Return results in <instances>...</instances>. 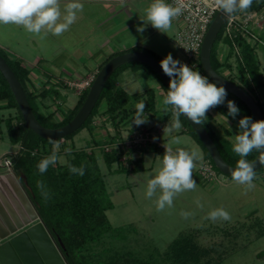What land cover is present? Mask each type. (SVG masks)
<instances>
[{
	"label": "rangeland",
	"instance_id": "rangeland-1",
	"mask_svg": "<svg viewBox=\"0 0 264 264\" xmlns=\"http://www.w3.org/2000/svg\"><path fill=\"white\" fill-rule=\"evenodd\" d=\"M67 2L68 0H61L62 10ZM151 2L152 0H81L83 11L77 13L76 21L62 35L55 36L44 31L35 34L20 26L0 25V48L7 55L19 56L32 72L38 74L41 72L40 68L69 72L66 79H76L78 72L87 73L89 68H93L98 54L123 47L125 43H140L143 50L162 59L171 53L174 59L184 62L187 56L175 39L178 30L176 18L172 20L167 33L160 32L150 24L143 33L137 31V26L143 23L141 19L146 20L145 10ZM249 28L264 40V28L253 25L252 29L250 26ZM224 43V40H221V50L226 45ZM255 52L264 69V49L261 44L257 45ZM38 57L42 60L37 65L35 59ZM233 69V74L236 75V66H233ZM119 72L114 78L119 82L118 86L128 92H141L157 84L152 75L142 70L128 69L120 74ZM234 78L239 81L237 77ZM246 88L259 101L264 95L263 85ZM59 91L57 99L50 95L44 99L45 103L50 105L54 104V99L59 100L62 102V112L73 108L79 95L74 90L63 87ZM162 101L163 97L158 94L157 112L150 117L146 114V123L137 126L131 123V120L129 122L134 125L133 128L145 127L151 139L143 149H139L144 151V168L141 170H131L121 159L111 166L104 161L103 144H113L111 142L117 136L128 134L121 125H114L107 119V114L103 112L105 100L98 105V111L90 123L85 124L71 137L57 141L60 148L55 165L66 163L77 152L85 151L89 154L93 151L104 174L107 195L113 204L106 210V214L116 231L89 242L76 251L77 258L83 260V264H134L132 256L151 264H176L166 256L167 245L181 233L194 232L203 247L212 249L210 258L202 257L199 264H264V171L255 172L254 187L248 189L246 185L235 182L232 176L221 170H217L218 179L203 178L199 172L204 163L203 157V162L197 161L193 169V178L197 182L195 189L177 194L172 207L158 211L157 197L147 198V182L160 167L165 145L172 147L174 151L177 148H196L202 156L204 151L191 134L181 131V118L182 127L171 128L172 113L163 111ZM1 112L7 116L17 114V109H3ZM236 134L238 131H233L232 140ZM16 148L6 133L0 138V159L4 155L1 159L4 168H9L3 163L7 158L13 161L14 167L17 164L29 166L32 159L21 154L19 158L23 161L19 160L14 154ZM43 148L47 150L52 146ZM69 148L70 152L65 151ZM41 152L42 148L36 152V156H40ZM140 154L141 152H135L136 156ZM85 157L86 155L81 161L89 162L93 166L92 159ZM34 172L37 173L36 178L44 182L43 186L48 187L44 175H39L41 173L38 171ZM220 207L230 214V220L212 221L208 218L210 211ZM182 212L191 215L184 218ZM80 255L84 258L79 257ZM207 259H210L209 263H206Z\"/></svg>",
	"mask_w": 264,
	"mask_h": 264
},
{
	"label": "trees",
	"instance_id": "trees-1",
	"mask_svg": "<svg viewBox=\"0 0 264 264\" xmlns=\"http://www.w3.org/2000/svg\"><path fill=\"white\" fill-rule=\"evenodd\" d=\"M263 6L264 0H253L251 7L246 12L242 13L246 14L255 10H260ZM238 12H235L234 14ZM223 30L224 26H222V28L220 29L212 46L211 61L213 67L228 79L243 86L246 90L247 86L255 88L259 87L260 85H264V74L261 71L260 62L255 52V44L249 42L246 37L242 36L241 34H237L234 40L236 41L240 49L241 57L236 56L235 61L233 62L230 59L232 55H235L233 40L227 36L224 37ZM221 40H224V42L227 43L230 48L228 56L223 60L219 59L217 50L218 44ZM130 50L143 49L134 46L124 51L113 53L107 56L101 62L100 68L113 55ZM0 53L6 58V60L18 76L23 88L26 91L29 102L37 118L42 124L49 127H57L65 124L74 116V114L83 103L89 88L80 93L78 101L73 108L67 109L65 112H63L64 114L62 118L60 120H56L54 118V112H49L48 114L38 112L35 100L38 95L43 97H46L47 95H53V97L57 99L58 95L60 94L58 88L51 86L49 88L43 89L41 92H39L38 95L33 94V92L28 89L27 85L30 79V69L24 65L23 60L7 55L6 53H4V51H2L1 48ZM148 53L156 56L159 60H162L161 57L151 52ZM198 65L204 76L208 77L202 68L200 57L198 59ZM128 66H138L146 69L149 73L155 76L165 92H167L168 88L166 84L156 73V71L149 65L139 61L124 63L116 68L110 75L96 105L94 106L92 112L90 113L86 121L82 124V126L73 133L66 135L63 139L71 137L77 131L83 128L85 124L90 123L93 116L97 113L98 105L102 100H105L106 105L103 112L107 114V119L111 120L114 125H121V127L131 117H133V115H135L136 109L134 105L138 102L143 101L145 103L144 112L149 113V117L152 116L153 113L157 112L156 91L154 87L146 88L141 92L130 93L122 86H118L117 84H115L116 79L114 77L117 76V73L120 70ZM233 66H236V75H226L222 72L223 68L226 67L233 69ZM234 77H237L239 81H236ZM208 79L212 81L209 77ZM227 93L228 95L225 99V103L214 107L217 111H219L221 114L225 115L232 121H237L244 116H250L253 120H255L248 106L240 98H238L235 94L229 92L228 90ZM228 100L234 101L240 109V112L235 119L231 116H227ZM256 101L264 112L262 103L257 99ZM12 108L17 109V114H9L7 116H4L1 112V110L3 109ZM180 118L186 126V131H188V133L191 134L203 147L207 160L211 161L217 170H220L215 165L208 150L206 149L198 135L195 133L187 119L183 115H181ZM203 122V125L209 131L225 160H227L230 164L236 165V162L240 157L232 151L233 144L231 143V141L226 138L216 136L215 133L211 130L205 118ZM5 133L7 134V137L12 144L20 145L19 151L16 154L17 158H19V156L23 154L26 155L29 159H32V161L29 163V166L17 164L14 167L13 161L11 162L15 171L18 170L26 175L28 182L32 187V192L29 193V195L35 202L37 210L41 215L44 223L55 237L59 236L61 238L62 242L65 245V247L63 248V253L65 254V257L69 264H83V260L77 258L76 251H79L89 242L99 238L101 235L116 231L106 214V210L111 208L113 204L109 199V196L107 195L104 174L100 170V166L97 162V157L93 154V151H91L89 154H87V152L85 151L81 153L77 152L76 155H73V157L69 158V160L64 164L60 163L59 165L55 166L50 165L45 173L39 174L44 175V180L48 181V187L45 188L43 186L44 182L36 178L35 175L37 173H35L34 171L39 172L37 167L38 163L43 158L51 154L52 148L46 150L43 147L52 145L49 143V138H44L38 135L32 129L25 126L24 118L22 116V113L20 112L13 92L0 71V138H3ZM61 139L62 138H56L52 140L59 141ZM40 148H42V152L40 153L41 155L36 156V152L39 151ZM143 148L144 147H141V149ZM26 150H29V152H25ZM103 150V158L108 166H111L114 162L120 160L122 155L125 153L124 150L116 148H112L110 151H106L104 148ZM140 152L141 154L138 156H133L132 150L128 152L130 156L124 163H126V165H128L131 170L138 171L144 168V151L142 150ZM256 154L257 151L253 150V152L250 153L249 156L246 157V159L248 161H252ZM84 155H86L87 159H92L94 163L93 166L89 164V162L81 161ZM6 156L8 157V155ZM19 160L23 161L21 157L19 158ZM69 164L74 165L77 168L83 165L85 169L84 175L81 176L71 173L68 168ZM258 171H264V163L255 172ZM44 193H47V197H45ZM211 252L212 249L210 247H203V245L198 242L196 234L194 232H189L181 233L167 245L166 256L167 258L172 259L176 264H199L202 257L210 258L209 254ZM79 257L84 258L83 255H80ZM131 259H133L134 264H151L149 261L137 260L134 256H132ZM209 262L210 259H207L206 263Z\"/></svg>",
	"mask_w": 264,
	"mask_h": 264
},
{
	"label": "clouds",
	"instance_id": "clouds-1",
	"mask_svg": "<svg viewBox=\"0 0 264 264\" xmlns=\"http://www.w3.org/2000/svg\"><path fill=\"white\" fill-rule=\"evenodd\" d=\"M215 5L227 16L235 12H246L252 5L253 0H214ZM179 5V0H177ZM84 8L81 0H68L61 8V0H0V25H15L26 29L30 33L39 34L42 31L60 36L76 21L77 13ZM146 20L137 26V31L143 33L148 24L162 33L172 25V20L181 14V6H173L167 0H152L145 10ZM187 50V49H186ZM163 72L171 78L169 88L164 95L162 103L170 106L172 111V129L182 127L180 117L186 116L195 124H203L207 112L218 105L224 104L228 95L223 84L210 81L201 72L194 70L192 66L174 59L169 53L160 61ZM136 112L131 123L139 126L147 122L148 117L144 112L143 101L134 105ZM227 116L236 118L240 109L232 100L227 101ZM167 127V126H166ZM238 134L233 140L232 151L240 158L234 169H230L232 179L246 185L248 189L254 187V165L248 161L253 150L264 152V119L253 120L250 116H244L238 122ZM52 145L51 155L43 158L37 165L41 174L45 173L49 166L58 162L57 151L59 142L49 139ZM70 152L71 149H65ZM203 162V156L196 149L186 150L165 145V152L160 167L156 170L153 178L147 182L146 196L151 199L156 196L158 211L173 206L174 197L184 191L194 190L196 180L193 178V169L196 162ZM264 162V156L261 157ZM73 174L84 175V166L77 168L68 165ZM39 183V182H38ZM42 186V185H41ZM47 197V193H44ZM199 204V201H197ZM184 218L191 213L182 212ZM208 218L212 221L218 219L228 221L230 214L223 208H217L209 212Z\"/></svg>",
	"mask_w": 264,
	"mask_h": 264
},
{
	"label": "water",
	"instance_id": "water-1",
	"mask_svg": "<svg viewBox=\"0 0 264 264\" xmlns=\"http://www.w3.org/2000/svg\"><path fill=\"white\" fill-rule=\"evenodd\" d=\"M229 17L219 9L210 22L201 45V65L213 82L223 84L226 90L235 94L248 106L255 120H262L264 112L252 94L243 86L219 73L212 65V46ZM131 61L149 65L169 88L171 78L163 72L161 60L156 56L143 50L115 54L98 70L83 103L74 116L57 127H49L39 121L18 76L1 53L0 71L13 92L25 126L44 138L56 139L64 138L82 126L96 105L110 75L116 68ZM184 117L201 139L215 165L231 176L230 169H234L236 165L225 160L207 128L203 124H195L186 116ZM262 156L264 152H257L250 161L254 165V171L264 163L261 161ZM3 157L4 155L1 159ZM1 159L0 168L3 167ZM31 192L32 187L23 172L18 173L13 167H9L8 170L0 173V264H69L63 253L64 243L59 236L55 237L44 223L35 202L29 195Z\"/></svg>",
	"mask_w": 264,
	"mask_h": 264
},
{
	"label": "built area",
	"instance_id": "built-area-1",
	"mask_svg": "<svg viewBox=\"0 0 264 264\" xmlns=\"http://www.w3.org/2000/svg\"><path fill=\"white\" fill-rule=\"evenodd\" d=\"M167 2L173 6L182 7L181 14L175 17L182 21V26L177 30L175 35L177 45L187 56L186 60L182 63L192 66L194 70L204 75L198 65L201 45L207 28L219 8L215 5L214 0H179V5H177V0H167ZM259 11H264V6L262 10H255L246 14L242 12L232 14L223 25V36H227L233 40V48L236 56L241 57L240 49L234 40L235 36L237 34H241L246 38H253L255 36L249 28V22ZM96 74V72H91L82 79L69 78L66 80V84L76 89L80 94L90 87ZM146 130L145 127H137L128 134L117 136L115 140L111 142L113 144L105 143L104 149L106 151H110L112 148L124 150L125 153L122 155L121 160L126 161L130 156L128 153L130 150H132V155L136 156L135 152H138L141 147H144V145L151 140ZM3 163L7 167H11L12 165L10 158L5 159ZM199 172L205 179L219 178L217 169L209 160H206L200 166Z\"/></svg>",
	"mask_w": 264,
	"mask_h": 264
},
{
	"label": "crops",
	"instance_id": "crops-1",
	"mask_svg": "<svg viewBox=\"0 0 264 264\" xmlns=\"http://www.w3.org/2000/svg\"><path fill=\"white\" fill-rule=\"evenodd\" d=\"M122 1L123 0H120V2H122ZM262 8L260 10H262ZM176 19H177V22H178V29H179L182 26V21L180 19H178V18H176ZM252 25L255 26V27H259V28H264V11H259V13L256 14V16H254L253 18H251V20L249 22V26L251 27V29H252ZM254 34H255V38H248L247 37L246 39L249 42H251L252 44H255L256 47H257L258 44H261L262 47H263V49H264V40L260 39L256 33H254ZM254 39L257 42H255ZM224 44H226V45L223 46V49L221 50L219 48V47H221V41H220V45L217 48L218 49V57H219L220 60H223L225 57H227L228 56V53H229V49H230L229 48V45L227 43H224ZM122 46L123 47H118L117 49H111V50L109 49L108 53H104L103 52V53L98 54L96 56V58H95V63H94L93 68H89V71L87 73L78 72V75H77V78L76 79H82V78L86 77L87 75H89L91 72H96L97 73L98 70H99V68H100L101 62L107 56H109V55H111L113 53L120 52V51H124V50H126L128 48H131V47H134V46H137V47H140V48L143 47L140 43H133L132 45H128L127 43H125ZM8 55H10V54H8ZM10 56L11 57H17V58H19V56H15V55H10ZM235 57H236V55H232L230 59L233 61V59H235ZM263 58H264V55H263ZM35 60H36L35 63H37V65H38V63H40L42 59L38 57ZM259 62H260L261 71L264 74V69H263V66L261 65L262 64L261 63L262 61H260V59H259ZM24 65L27 68H29L25 63H24ZM128 69L129 70H133V71L142 70V71L148 72L146 69L141 68V67H138V66L137 67L128 66V67H125L122 70H120L119 74L121 72H124V71L128 70ZM233 70L234 69H230V68H226L225 67V68H223V73L226 74V75L227 74L234 75L233 74ZM40 71L41 72L37 74L35 72H32V70L30 69V74H29L30 75V79H29L27 85H28V89L30 91H32L33 94L38 95L39 92H41L43 89L49 88L51 86H54V87L58 88V90H60L62 87L65 88V89H72L78 95H80L76 91V89L71 88L68 85H66V80L67 79L65 77L68 78V75H69L68 73L69 72L67 73V72H64V71H55V70H51V69H48V68H40ZM149 74L152 75L151 73H149ZM153 78L157 81V84H156V86H154V88H155V91H156V109H158V107H157V105H158L157 104L158 103L157 102V95L160 94L161 97L164 98V95L166 94V92L163 89V87L161 86L160 82L155 78V76H153ZM115 84L118 85L119 82L116 80ZM151 87H153V86H151ZM130 93H132V92H130ZM49 96L50 95H47L46 97H43V96L38 95L36 97V100L35 101L38 104L37 105V107L39 108V109L37 108L38 109V112H41L43 114H48L49 112H54V118L56 120H60L62 118L61 115L64 114L61 111V109H60V106L62 105V102H60L59 100H54V104L51 103L49 105V104L45 103V101H44V99L45 98H48ZM51 96L53 97V95H51ZM263 97H264V95L261 96L260 102L262 103L263 108H264V100H263L264 98ZM162 109H163L164 112L169 111V112L172 113V111L170 109V106H165L163 103H162ZM145 114L149 115V113H145ZM131 118L126 123H124L123 126H122L123 129H125L124 131H127L128 133L132 132L133 129H135V128H133L134 125H130L129 124ZM205 119H206L207 123L209 124L211 130L215 133L216 136L222 137V138H226V139L230 140L231 143H232V141H233L232 140L233 139V131H235V132L236 131H239V129H238V122H239V120L232 121L229 118H227L225 115H223L219 111H217L215 108H211L207 112ZM181 131L188 133V131H186V126L184 125V123H183V129ZM13 145H16L17 146V148L15 150V153L13 152L14 154H17L18 151H19L20 145L19 144H13ZM138 152H140V151H138ZM203 157H204V162H205L207 160V157H206V154H205L204 151H203ZM143 161H144V155H143ZM6 170H8V169H4L3 168V169L0 170V173L5 172Z\"/></svg>",
	"mask_w": 264,
	"mask_h": 264
},
{
	"label": "flooded vegetation",
	"instance_id": "flooded-vegetation-1",
	"mask_svg": "<svg viewBox=\"0 0 264 264\" xmlns=\"http://www.w3.org/2000/svg\"><path fill=\"white\" fill-rule=\"evenodd\" d=\"M11 167H13V166L11 165ZM3 168H4V167L0 168V170L3 169ZM4 169H7V168H4ZM16 172L20 173V171H18V170H17Z\"/></svg>",
	"mask_w": 264,
	"mask_h": 264
}]
</instances>
